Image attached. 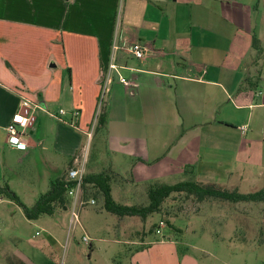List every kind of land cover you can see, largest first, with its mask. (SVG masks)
Masks as SVG:
<instances>
[{
    "label": "crops",
    "instance_id": "crops-1",
    "mask_svg": "<svg viewBox=\"0 0 264 264\" xmlns=\"http://www.w3.org/2000/svg\"><path fill=\"white\" fill-rule=\"evenodd\" d=\"M25 100L40 108L19 149L6 128ZM102 106V149L89 160ZM37 153L49 184L78 158L123 186L194 166L204 184L264 190V0H0V182L10 156ZM174 240L137 243L131 264H199Z\"/></svg>",
    "mask_w": 264,
    "mask_h": 264
},
{
    "label": "rangeland",
    "instance_id": "rangeland-1",
    "mask_svg": "<svg viewBox=\"0 0 264 264\" xmlns=\"http://www.w3.org/2000/svg\"><path fill=\"white\" fill-rule=\"evenodd\" d=\"M99 139L100 135H94L93 130L83 158L92 160L99 155L102 138ZM51 140L49 137V146ZM10 157L11 161L6 157L3 178L21 201L31 207L48 190L46 176L51 164L41 153ZM183 178L176 176L163 182L175 184ZM263 182L257 187L263 186ZM145 184H128L127 192L128 186L116 182L113 197L125 205H146ZM239 192L256 191L244 183ZM98 198H84L95 200V204L83 206L78 213V223L72 219L70 209L29 221L16 204L0 199V264H131L134 249L141 247L137 243L170 237L178 242L180 257L183 253L190 254L199 264H264V203L230 204L214 200L197 203L174 194L165 202L161 214L142 220L109 214ZM160 221L166 228L162 235H157ZM50 225H54V229H50ZM84 236L90 244L83 241Z\"/></svg>",
    "mask_w": 264,
    "mask_h": 264
},
{
    "label": "trees",
    "instance_id": "trees-1",
    "mask_svg": "<svg viewBox=\"0 0 264 264\" xmlns=\"http://www.w3.org/2000/svg\"><path fill=\"white\" fill-rule=\"evenodd\" d=\"M253 46L258 49L255 38ZM106 125L107 113L102 106L97 117L94 135L103 136ZM182 176L183 180L175 184L158 181L147 182L145 185L148 203L146 205H125L116 201L112 194L114 183L117 182V175L109 171L86 173L82 184L83 197L85 199L89 196L99 197L98 200L101 199L103 202V209L119 218L132 216L142 220H146L154 214H161L164 211L165 202L174 194L185 196L197 203L212 200L230 204L264 203V190L243 194L237 190L222 189L215 184H204L197 180L194 166H186ZM71 187L72 183L68 181L67 174L51 180L49 189L38 197L33 206L28 207L10 188L9 183L4 180L0 186V199L16 204L21 208L27 220L36 221L44 216H53L60 210L69 209L71 200L68 190Z\"/></svg>",
    "mask_w": 264,
    "mask_h": 264
},
{
    "label": "built area",
    "instance_id": "built-area-1",
    "mask_svg": "<svg viewBox=\"0 0 264 264\" xmlns=\"http://www.w3.org/2000/svg\"><path fill=\"white\" fill-rule=\"evenodd\" d=\"M129 53L134 55L137 59H143L145 57V50L139 45H130L126 49ZM109 70H116V66L110 65ZM120 81L126 87L130 85L129 81L120 77ZM111 82V77L108 74L106 78V84L103 89L102 99L107 92V86ZM40 107L29 100H25V103H22L18 113L13 117L11 123L7 126V138L10 145H14L20 148L26 149L29 144V138L31 136V130L36 121V111ZM65 111L60 110L59 115H64ZM79 113L76 111L74 116L77 117ZM53 117H57L51 115ZM84 161L75 158L73 161V166L68 169L67 179L72 183V187L68 190V196L71 200L70 211L72 219L75 223H78L79 217L78 213L85 205H94L95 200H84L82 184L85 176V167ZM166 228V224L163 221H160L157 224L156 234L162 235V231ZM83 241L87 244H90L88 237L84 236Z\"/></svg>",
    "mask_w": 264,
    "mask_h": 264
}]
</instances>
